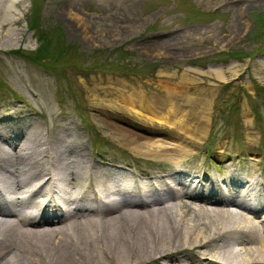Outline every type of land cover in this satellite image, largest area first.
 I'll return each instance as SVG.
<instances>
[{
    "label": "rangeland",
    "instance_id": "1",
    "mask_svg": "<svg viewBox=\"0 0 264 264\" xmlns=\"http://www.w3.org/2000/svg\"><path fill=\"white\" fill-rule=\"evenodd\" d=\"M63 2L72 31L56 14ZM13 9L4 33L15 39L0 35V119L32 117L24 138L57 128L81 136L94 157L132 159L157 175L188 167L217 177L215 165L264 184V0H21ZM124 98L166 109L173 98L193 136L175 133L186 152L156 161L129 149L137 126L153 124Z\"/></svg>",
    "mask_w": 264,
    "mask_h": 264
},
{
    "label": "bare ground",
    "instance_id": "2",
    "mask_svg": "<svg viewBox=\"0 0 264 264\" xmlns=\"http://www.w3.org/2000/svg\"><path fill=\"white\" fill-rule=\"evenodd\" d=\"M20 1L0 0V35L8 40L14 31L4 28ZM58 9L62 28L72 31L69 5ZM123 103L153 124L137 126L129 149L156 161L186 152L175 133L193 136L175 119L173 98L169 109L135 98ZM11 117L0 119V264H264V184L257 178L219 183L208 171L163 166L157 175L132 159L94 157L81 136L57 128L24 138L32 117ZM157 122L167 126L156 129ZM119 129L115 135L130 134ZM222 169L213 165L227 175Z\"/></svg>",
    "mask_w": 264,
    "mask_h": 264
},
{
    "label": "trees",
    "instance_id": "3",
    "mask_svg": "<svg viewBox=\"0 0 264 264\" xmlns=\"http://www.w3.org/2000/svg\"><path fill=\"white\" fill-rule=\"evenodd\" d=\"M35 60H36V58H35Z\"/></svg>",
    "mask_w": 264,
    "mask_h": 264
}]
</instances>
